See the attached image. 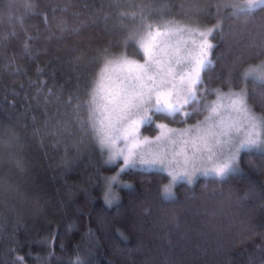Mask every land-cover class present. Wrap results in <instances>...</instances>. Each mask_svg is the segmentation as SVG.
<instances>
[{
	"label": "trees",
	"instance_id": "obj_1",
	"mask_svg": "<svg viewBox=\"0 0 264 264\" xmlns=\"http://www.w3.org/2000/svg\"><path fill=\"white\" fill-rule=\"evenodd\" d=\"M225 2L0 0V264H71L77 256L83 264H264V153L242 152L241 170L223 179L180 182L169 199L166 173L127 169L112 182L109 204L106 178L117 163H106L107 151L73 117L105 49L143 59L120 44L121 25L134 27L121 13L147 3L166 5L165 20L219 21L206 82L227 91L231 73V86L245 88L264 113V83L238 78L264 60V9L236 17Z\"/></svg>",
	"mask_w": 264,
	"mask_h": 264
},
{
	"label": "snow or ice",
	"instance_id": "obj_2",
	"mask_svg": "<svg viewBox=\"0 0 264 264\" xmlns=\"http://www.w3.org/2000/svg\"><path fill=\"white\" fill-rule=\"evenodd\" d=\"M223 7L231 8L233 16L250 18L257 9H264V0H226ZM139 9L121 13L134 27L121 25L127 35L120 44L137 49L143 61L105 49L104 55L95 58L103 64L87 92L88 100L77 103L73 112L74 122L88 130L101 152L107 151L106 163L120 161L119 172L106 178L109 204L115 199L112 182L127 169L167 173L169 182L161 186V192L169 199L178 182L191 184L201 174L223 179L239 170L242 152L264 153V113L253 110L247 90L231 86V73L224 80L227 91L223 84L212 87L206 82V75L216 67L212 40L222 31L221 23L165 20L166 5L156 9L151 3L140 4ZM219 11L218 7L217 15ZM152 16L160 19L154 21ZM174 37H179L175 43ZM259 47L264 49V44ZM237 59L241 62L244 57ZM238 78L264 83V60L249 64ZM82 107L86 119L80 118ZM200 115L202 120L187 127L169 126V122L187 124ZM145 128H154L157 134L143 135ZM121 142L123 146H118ZM17 261L23 264L22 258ZM71 264L83 261L77 256Z\"/></svg>",
	"mask_w": 264,
	"mask_h": 264
},
{
	"label": "rangeland",
	"instance_id": "obj_3",
	"mask_svg": "<svg viewBox=\"0 0 264 264\" xmlns=\"http://www.w3.org/2000/svg\"><path fill=\"white\" fill-rule=\"evenodd\" d=\"M166 20H170V19H167L166 18ZM176 20H178V21H181L180 19H176ZM156 21H158V20H156ZM182 23H185V22H183V21H181ZM186 24H188V23H186ZM186 38V37H185ZM179 39V37H174L173 38V40H172V42L173 43H175L176 42V40H178ZM212 42H213V40H212ZM131 57V56H130ZM131 58H133V59H137V58H135V57H131ZM137 60H140V59H137ZM141 62L143 61V59L142 60H140ZM210 99H215V96H211L210 97ZM196 119H203V115H200L199 117H197V118H195V119H191V120H189L188 121V123L187 124H185V123H180V122H169V126H171V127H178V128H183V127H187L189 124H194L195 122H196ZM175 125V126H174ZM151 129H153V128H151ZM142 134L143 135H149V136H155L156 134H157V130L154 132V133H145V131H144V129H142ZM118 146H123V144H122V142L118 145ZM239 162H240V160H239ZM117 163V172H116V174L119 172V165H120V161H117L116 162ZM115 163V164H116ZM137 169H141V168H137ZM145 170H148V169H145ZM152 170H159V171H162V170H160V169H152ZM241 170V168H240V163H239V170L238 171H235V172H239ZM126 171V170H125ZM163 172V171H162ZM124 172H120L119 173V176H118V179L117 180H119L120 178H122V174H123ZM165 173V172H164ZM233 173V172H232ZM166 175H167V173H166ZM199 176H205V175H198L196 178H195V180L199 177ZM209 176H211V175H209ZM218 178V177H217ZM194 180V181H195ZM122 181V180H121ZM169 182V177H168V175H167V181H166V183L165 184H167ZM180 182H178L177 184H179ZM177 184L175 185V187H174V189H173V191H174V196L176 195V186H177ZM164 198V197H163Z\"/></svg>",
	"mask_w": 264,
	"mask_h": 264
},
{
	"label": "bare ground",
	"instance_id": "obj_4",
	"mask_svg": "<svg viewBox=\"0 0 264 264\" xmlns=\"http://www.w3.org/2000/svg\"><path fill=\"white\" fill-rule=\"evenodd\" d=\"M175 126V125H174Z\"/></svg>",
	"mask_w": 264,
	"mask_h": 264
}]
</instances>
